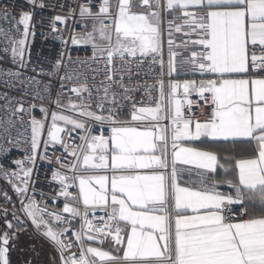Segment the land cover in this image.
Here are the masks:
<instances>
[{"label": "snow or ice", "instance_id": "obj_1", "mask_svg": "<svg viewBox=\"0 0 264 264\" xmlns=\"http://www.w3.org/2000/svg\"><path fill=\"white\" fill-rule=\"evenodd\" d=\"M31 2L35 4L36 0ZM137 6L147 10L138 12ZM165 10L183 16V26L176 25L175 18L168 21L167 74L190 72L199 74L200 79L170 81L167 93L161 79L158 102L154 106L141 103L138 107L133 102L127 121L118 118L117 98L115 94L107 97V88L104 92L113 106L105 110L100 104L99 114L87 105L75 103L70 104L72 111L85 119L51 113L45 151L48 143L63 145L62 134H68L69 126L72 131L83 133L79 136L81 143L71 150L63 145L75 157L70 170L78 174L69 177L57 171L53 176L62 186L63 212L84 221L75 232L78 255L71 252L72 241L64 239L71 232V221L48 211L46 206L40 207L28 196L48 118L46 107L40 108L45 120L31 119V155L27 157L31 167L17 160L14 163L20 172H5V178L21 197L25 216L36 232L53 245L62 264H98L96 258L104 264H264V0H166L165 4L161 0H139L138 5L133 0H118L115 11L110 0H103L98 13L81 6V18L98 21V26L94 24L92 31L73 37L72 42L90 43L94 54L106 59L109 65L114 59L131 58L138 63L151 59L163 71L165 40L161 12ZM198 12L203 14L197 15ZM31 19L25 13L19 21L24 26L23 38L14 42L18 45L12 48L14 59L19 57L23 61ZM56 20L64 22L59 16ZM174 32H183L187 37L195 33L197 38L177 45ZM190 44L200 50L192 51L178 66L180 53L174 49L187 50ZM253 72H258L259 78H253ZM70 91L80 95L88 89L81 86ZM193 94L204 104L191 99ZM55 104L62 107L59 98ZM193 105L209 106L204 121L192 112ZM17 111L24 112L23 105ZM89 120L101 129L107 125L111 135L94 134ZM202 138L254 141L255 154L234 160L229 168L219 163L214 152L186 146V142ZM177 165L203 170L198 173L201 186H181L180 173L185 169ZM218 167L226 174H234V179L223 181L234 189V195L217 190ZM73 187L78 189L76 194L69 192ZM69 199L77 205L82 203L83 210L70 206ZM235 205L241 206L238 220L233 218ZM89 209L103 210L107 222L94 229L88 218ZM53 221L62 227H53ZM13 227L7 222L8 229ZM85 238H99L101 244L111 238L117 253L123 249L122 254L85 247ZM12 239L14 236L8 232L0 236V264H10Z\"/></svg>", "mask_w": 264, "mask_h": 264}, {"label": "built area", "instance_id": "obj_2", "mask_svg": "<svg viewBox=\"0 0 264 264\" xmlns=\"http://www.w3.org/2000/svg\"><path fill=\"white\" fill-rule=\"evenodd\" d=\"M102 2L103 0H36L33 4L31 0H0V166H2L0 167V202L15 213L19 224L29 228L51 247L57 255L59 264H62L59 253L43 235L36 232L30 219L22 211L21 197L5 178V172H20L14 161L23 160L26 166L31 167L27 163V157L31 155V119L34 117L45 120V114L40 111V108L43 106L48 109V118L45 121L37 162L33 167L28 196L34 198L40 207L46 206L48 211L59 213L71 221L68 225L71 232L64 239L72 241L71 252L78 255L80 248L75 241V232L80 229L84 221L80 217L72 218L70 214L63 212L65 198L60 195L62 186L53 179V176L57 171L69 177L78 174L70 170L69 166L74 163L75 157L66 152L63 145H68L71 150L74 145L81 143L79 136L83 133L80 130L72 131L71 127H68V134H62L63 145L48 143L45 151L44 145L47 142L51 113L59 112L75 119H85L72 111L70 104L75 103L78 106L87 105L89 110L99 114L100 104H103L105 110L113 106L106 98L104 89L107 88V97L110 98L115 94L117 98L118 118L130 117L133 102L137 107L141 103L154 106L158 102V82L161 79L165 82L167 93L170 81L201 78L199 74L193 75L190 72H180L172 76L167 74L168 21L175 18V24L183 26V16L180 12L173 13L166 10L161 12L165 40L163 71L159 63H153L151 59H145L142 63L132 61L131 58L128 61L114 59L109 65L106 59L98 58L94 54L93 47L81 43L74 44L72 38L85 36L87 28L84 23L91 20L81 18L79 14L81 6H87L94 13H98ZM161 3L165 4L166 0H161ZM41 4L43 7L39 6ZM135 10L145 12L147 9L145 7L135 8ZM25 13H29L32 17L29 23L30 34L24 45L23 61L20 59L15 61L12 48L18 46L14 43L15 41L23 38L24 26L19 21ZM202 14L197 13V15ZM58 16L64 18L63 23L56 20ZM196 38L195 33L191 37L185 36L183 32L173 33V39L177 45ZM174 50L180 53L177 56L179 66L182 59L189 58L192 51H199L200 48L190 44L187 50L183 48ZM9 73L19 75H9ZM252 76L259 77V73L253 72ZM81 86L86 87L88 91L80 95L70 91L73 87ZM124 88L129 91L126 93ZM125 96H130L132 99H125ZM57 98L61 101L60 108H57L55 104ZM191 99L199 101L200 105L204 104L195 94L191 96ZM21 105L24 112L17 111ZM185 111L187 112V109ZM192 112L198 119L204 121L209 114V106L198 108L193 105ZM104 114L107 115V111ZM10 121L14 123H9ZM88 124L92 127L94 134H103L106 137L111 134L107 125L101 129L100 125L94 121L89 120ZM77 153L79 154L78 149ZM61 164L64 166L62 167ZM180 183L181 186L192 188L201 186L198 172L190 169L180 173ZM217 190L230 192L231 188L227 184H218ZM69 192L76 194L78 189L69 188ZM5 193L11 200L5 198ZM69 203L70 206L83 210L82 203L77 205L70 199ZM240 207L233 206L234 219L241 218ZM100 217L104 219L101 220ZM88 218L94 229L102 227L107 222V214L101 209H89ZM53 227L58 228L62 225H57L53 221ZM85 247H87L86 241Z\"/></svg>", "mask_w": 264, "mask_h": 264}, {"label": "crops", "instance_id": "obj_3", "mask_svg": "<svg viewBox=\"0 0 264 264\" xmlns=\"http://www.w3.org/2000/svg\"><path fill=\"white\" fill-rule=\"evenodd\" d=\"M118 0H110V3L112 5V11H115L116 5ZM134 4L139 3V0H133ZM136 8H143L141 6H137ZM196 10V9H191ZM253 78H259V77H253ZM122 121L130 120V117L121 118ZM62 125V122H59ZM70 127V126H69ZM111 135V134H110ZM42 140V137H41ZM54 145V144H53ZM186 146L195 147L198 150H207L212 151L218 156V161L220 164H224L225 166L231 168L232 164L234 163V160L241 159V158H250L255 154V142H248L247 140L239 139L236 141H211L210 139L202 138L201 141H195V142H186ZM170 150V149H169ZM178 168L185 169L183 172H185L187 169L194 170L196 172H201L203 170L196 169L194 166L191 165H177ZM182 172V173H183ZM216 179L217 181H220L219 184H226L223 183L225 179H234V174L229 172L225 173L223 169H220L218 167ZM224 193H231L234 195V189L231 188L230 192H224ZM240 206V205H235ZM250 211L253 210L252 207L249 209ZM255 210H259L258 206H256ZM123 227V225H121ZM87 247H97L101 250L109 251L112 254H122L123 249L120 250L119 253L116 251V246L111 241V239L104 240V243L101 244L100 240L97 239V243H87ZM99 264H104V262H99L98 258H96Z\"/></svg>", "mask_w": 264, "mask_h": 264}, {"label": "trees", "instance_id": "obj_4", "mask_svg": "<svg viewBox=\"0 0 264 264\" xmlns=\"http://www.w3.org/2000/svg\"><path fill=\"white\" fill-rule=\"evenodd\" d=\"M7 222L14 227L7 228ZM14 236L10 240V264H59L57 255L41 238L29 228L17 222L16 215L8 207L0 206V235L4 232Z\"/></svg>", "mask_w": 264, "mask_h": 264}, {"label": "rangeland", "instance_id": "obj_5", "mask_svg": "<svg viewBox=\"0 0 264 264\" xmlns=\"http://www.w3.org/2000/svg\"><path fill=\"white\" fill-rule=\"evenodd\" d=\"M110 22H111V21H106V23H110ZM84 24H85V26H86V28H87V29H86V33H87V32L92 31V28H93V25H94V24H96V25L98 26V21H94V20L91 19V20L86 21ZM85 35H86V34H85ZM97 42H100V41L97 40ZM81 44H84L85 46H91V47H92V45H91L90 43H89V44L81 43ZM14 60H15V61H18V60H19V57L15 58ZM6 232H7V231H6ZM4 233H5V232H4ZM4 233H3V234H4ZM3 234H2V235H3ZM2 235H1V236H2Z\"/></svg>", "mask_w": 264, "mask_h": 264}, {"label": "water", "instance_id": "obj_6", "mask_svg": "<svg viewBox=\"0 0 264 264\" xmlns=\"http://www.w3.org/2000/svg\"><path fill=\"white\" fill-rule=\"evenodd\" d=\"M143 8H145V7H143ZM0 206H2V203L0 202ZM1 236V235H0ZM85 241H86V243H97V239H94V240H92V241H88L86 238H85ZM9 256H10V259H11V252L9 253Z\"/></svg>", "mask_w": 264, "mask_h": 264}]
</instances>
